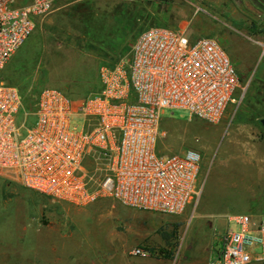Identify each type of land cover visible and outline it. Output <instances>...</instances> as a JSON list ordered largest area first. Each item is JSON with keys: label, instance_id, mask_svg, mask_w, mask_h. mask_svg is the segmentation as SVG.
<instances>
[{"label": "rangeland", "instance_id": "1", "mask_svg": "<svg viewBox=\"0 0 264 264\" xmlns=\"http://www.w3.org/2000/svg\"><path fill=\"white\" fill-rule=\"evenodd\" d=\"M48 17V28L36 24L2 71L31 103L46 88L73 98L100 91L103 65L146 29L181 21L192 40L219 41L241 89L218 123L164 115L163 152L202 156L200 195L181 214L110 197L76 206L0 179V264H207L223 248L228 216L264 217V47L256 43L264 32L253 31L264 28V0H58ZM138 248L148 255H135Z\"/></svg>", "mask_w": 264, "mask_h": 264}, {"label": "built area", "instance_id": "2", "mask_svg": "<svg viewBox=\"0 0 264 264\" xmlns=\"http://www.w3.org/2000/svg\"><path fill=\"white\" fill-rule=\"evenodd\" d=\"M57 1L0 0V179L76 206L110 197L130 208L183 213L200 195L202 156L163 152L161 122L166 112L183 111L218 123L241 89L230 55L213 37L192 40L186 27H151L101 67L100 91L71 98L46 88L28 108L2 71ZM227 221L223 248L207 264H264V217Z\"/></svg>", "mask_w": 264, "mask_h": 264}, {"label": "trees", "instance_id": "3", "mask_svg": "<svg viewBox=\"0 0 264 264\" xmlns=\"http://www.w3.org/2000/svg\"><path fill=\"white\" fill-rule=\"evenodd\" d=\"M253 29H255L257 32H264V28H253ZM113 64H115V63H113ZM113 64H110V65H113ZM108 65H109V64H108ZM2 78L4 79L3 75H2ZM4 80H5L8 84L14 85V86H16V87L19 88L20 93L22 94V96H23V98H24V100H25L26 107H28V108H33V107L35 106L36 101L38 100V98L36 99V101H35L34 103H31V101L27 98V96L25 95V92H24V90H23L22 88H20L19 86L13 84L12 82L7 81L6 79H4ZM39 94H40V93H39ZM39 94H38V97H39ZM88 96H89V95H88ZM69 97H70V96H69ZM86 97H87V96H86ZM71 98H73V97H71ZM80 98H85V97H80ZM263 119H264V118H262V119L260 120V124H262L261 122H262Z\"/></svg>", "mask_w": 264, "mask_h": 264}, {"label": "crops", "instance_id": "4", "mask_svg": "<svg viewBox=\"0 0 264 264\" xmlns=\"http://www.w3.org/2000/svg\"><path fill=\"white\" fill-rule=\"evenodd\" d=\"M52 21V18H38L37 21H36V24H37V28H48V24ZM162 27H165V26H162ZM178 27H186L187 26H184L183 25V21H181L180 23H178L175 27H170V28H178ZM255 28H257L255 26ZM253 31H256L255 29H253Z\"/></svg>", "mask_w": 264, "mask_h": 264}, {"label": "water", "instance_id": "5", "mask_svg": "<svg viewBox=\"0 0 264 264\" xmlns=\"http://www.w3.org/2000/svg\"><path fill=\"white\" fill-rule=\"evenodd\" d=\"M261 123H262V125H263V127H264V119L262 120V122H261Z\"/></svg>", "mask_w": 264, "mask_h": 264}]
</instances>
